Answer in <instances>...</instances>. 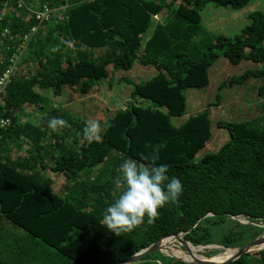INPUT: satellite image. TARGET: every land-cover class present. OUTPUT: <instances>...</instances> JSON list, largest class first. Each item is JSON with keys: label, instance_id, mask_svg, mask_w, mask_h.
I'll return each instance as SVG.
<instances>
[{"label": "trees", "instance_id": "trees-1", "mask_svg": "<svg viewBox=\"0 0 264 264\" xmlns=\"http://www.w3.org/2000/svg\"><path fill=\"white\" fill-rule=\"evenodd\" d=\"M16 1L0 0V75L19 55L0 93V118L10 121L0 130V264H117L170 234L183 233L192 247L226 249L261 236L264 229L238 220L264 222V104L260 127L217 121L229 140L200 159L210 138V108L218 103L178 126L171 117L186 113L183 92L205 87L220 55L231 65L250 61L256 68L228 77L219 89L253 77L261 79L258 94H264V11L250 13L238 37L217 35L194 55L207 5L239 10L252 0H68L66 19L38 26L22 50L36 25L31 11L63 0H22V8ZM134 64L157 74L139 83L114 77ZM102 82L131 89L127 103L106 118L108 126L102 122L99 140L86 138L85 121L67 109L46 108V92L79 101ZM24 109L39 117L21 122L16 112ZM58 116L71 127L51 130L47 122ZM161 144L155 163L169 165L181 194L150 222L145 217L130 232L114 234L102 212L118 194L119 164L127 158L147 164ZM172 261L156 251L132 264H194ZM228 264H264V249Z\"/></svg>", "mask_w": 264, "mask_h": 264}, {"label": "rangeland", "instance_id": "rangeland-1", "mask_svg": "<svg viewBox=\"0 0 264 264\" xmlns=\"http://www.w3.org/2000/svg\"><path fill=\"white\" fill-rule=\"evenodd\" d=\"M254 11H264V0H252L239 10L207 5L200 12L201 34L193 39L192 43L198 42L191 47L190 51L194 55L202 54L204 51L203 45L213 40L217 35H223L231 39L238 37L241 30L249 24L248 15ZM255 68L256 66L250 61H242L237 65H231L220 55L207 71L208 84L201 89H186L183 92L186 113L180 117H171V123L174 126L182 124L188 116L200 113L207 105L218 103L210 108V138L204 149L196 156L197 159L204 155L215 153L229 140L227 131L218 129L215 126L217 121L230 123L247 122L249 125L260 127L264 104V94H258V87L262 85L261 79L251 77L245 79L241 84L224 85L219 89L222 81L228 77H239L245 70H253ZM156 74L157 72L153 67H143L134 64L129 71L114 72V77L117 78L123 75L133 83H139L152 78ZM98 87L95 86L97 91L84 96L79 101L75 99L72 102H67L66 96L52 99L50 94L46 92L45 95L49 96L50 100L46 108H50L51 104L54 103L56 106L58 105L60 110L67 109L69 113L84 121L95 119L102 124L113 112L112 109H117L127 103L131 86L120 83L113 84L112 88H107L105 83L102 82ZM216 94H218L219 98H217ZM17 112L16 115L21 122L27 117L34 119L39 117L38 112L29 109L21 110L20 113ZM240 220L242 221L243 219ZM262 234H264V231ZM180 248V244L174 242L162 252L184 258V254L187 253ZM195 250L190 248L191 253ZM213 250H218V254H220L224 249L221 246L212 245L201 249L196 254L200 258H210L207 254Z\"/></svg>", "mask_w": 264, "mask_h": 264}, {"label": "clouds", "instance_id": "clouds-1", "mask_svg": "<svg viewBox=\"0 0 264 264\" xmlns=\"http://www.w3.org/2000/svg\"><path fill=\"white\" fill-rule=\"evenodd\" d=\"M51 51H56L52 48ZM48 127L55 131L59 128L71 127L63 117H51ZM108 126V122H104ZM101 122L98 120L85 121L83 135L89 140L100 139ZM154 147L146 159L145 164L133 158L123 160L117 168L116 184L119 185L118 194L106 205L102 212L105 226L114 234L130 232L140 225L145 217L152 218L158 215V209L169 201H176L183 187L179 178L168 175L167 163L157 164L159 148Z\"/></svg>", "mask_w": 264, "mask_h": 264}, {"label": "water", "instance_id": "water-1", "mask_svg": "<svg viewBox=\"0 0 264 264\" xmlns=\"http://www.w3.org/2000/svg\"><path fill=\"white\" fill-rule=\"evenodd\" d=\"M238 222L240 224H244V225L250 224L252 226L254 225V226L259 227V228H264V222H261V221L251 222V221H247V220H242V221L238 220ZM182 236H183V233H181L179 235L170 234L168 236H165V237L159 239L158 241H156L155 243L151 244L147 248H144V249L140 250L139 252H137L136 254L130 256L125 261L119 262L117 264H132V263L138 261L139 259H141L142 257H144L150 253H153L156 251L166 250L163 248V245H162V241L165 238L174 239L175 242H178L180 244L181 250L186 252L189 256V259H184V258H179V257H176L174 255L173 256L171 255V257L173 258V261L171 263H174L176 261H183L186 263H194V264H228V263H231L232 261L236 260L237 258H239L243 254H246V253H249L252 251H260V250L264 249V234H262L261 236L254 239L252 242H250L246 245H243L241 247H237L234 249H229V248L226 249V248L222 247L224 250L220 254H224L227 250H230L233 253L224 259L215 261V260H212V258H214V256H212L210 258H200V257H197V256L191 254L188 250V246H191V245L189 243H186L182 239ZM198 247H200V246H198ZM208 247H211V246H205L203 248H208Z\"/></svg>", "mask_w": 264, "mask_h": 264}, {"label": "built area", "instance_id": "built-area-1", "mask_svg": "<svg viewBox=\"0 0 264 264\" xmlns=\"http://www.w3.org/2000/svg\"><path fill=\"white\" fill-rule=\"evenodd\" d=\"M16 5L18 8L23 7L22 0H17ZM69 7L68 0H63V4L56 8H52L49 6H42L41 8L37 10L31 11V14L34 16L33 20L35 21L36 25L33 26L23 37V41L21 44V49L24 50L25 46L29 43L31 37L35 34L38 26L50 23L53 20L62 21L66 19V11ZM20 53L22 51L20 50ZM19 53V54H20ZM19 55L13 56L10 59L11 66L2 74L0 75V93L3 91V89L9 84L10 78L13 72V69L18 61ZM10 124V121L8 118H0V130H4L8 127Z\"/></svg>", "mask_w": 264, "mask_h": 264}, {"label": "bare ground", "instance_id": "bare-ground-1", "mask_svg": "<svg viewBox=\"0 0 264 264\" xmlns=\"http://www.w3.org/2000/svg\"><path fill=\"white\" fill-rule=\"evenodd\" d=\"M174 242H175V241H174V239H172V238H166V239H164V240L162 241L163 248H164V249L167 248L168 245H170V244H172V243H174ZM190 248H194V249H196V250H195L194 252L191 253V252H190ZM201 249H204V248H203V247H197V248H195V247H192V246H188V250H189V252H190L191 254L197 256V257H198V255H197L196 253H197L198 251H200ZM175 250H176V249H175ZM232 253H233L232 251L227 250L224 254H218V255H215L214 258H212V260L218 261V260L224 259V258L230 256ZM175 255H176V254H175ZM184 255H185L184 258L189 259L188 254H184Z\"/></svg>", "mask_w": 264, "mask_h": 264}, {"label": "crops", "instance_id": "crops-1", "mask_svg": "<svg viewBox=\"0 0 264 264\" xmlns=\"http://www.w3.org/2000/svg\"><path fill=\"white\" fill-rule=\"evenodd\" d=\"M20 113V112H19Z\"/></svg>", "mask_w": 264, "mask_h": 264}]
</instances>
